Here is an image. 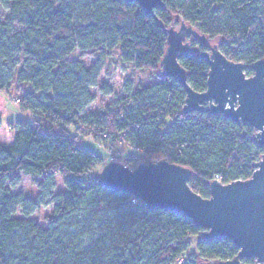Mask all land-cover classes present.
<instances>
[{
	"label": "trees",
	"instance_id": "1",
	"mask_svg": "<svg viewBox=\"0 0 264 264\" xmlns=\"http://www.w3.org/2000/svg\"><path fill=\"white\" fill-rule=\"evenodd\" d=\"M161 1L152 16L124 0H0V91L15 87L19 108L32 118L18 121L11 143L0 145V264H209L238 255L227 239H203L204 230L180 214L148 210L101 187L92 172L103 159L69 133L89 126L87 136L104 146L119 141L144 150L146 163L188 168L189 187L203 199L215 176L224 185L252 177L264 154L253 129L222 115L183 114L185 90L160 76V63L165 30L177 17L251 77V66L264 60V0ZM79 46L95 60L88 70L84 54L71 58ZM191 47L198 53L179 63L189 86L203 93L209 67L199 54L206 48ZM112 55L156 81L128 87L111 108L81 116L96 70ZM21 174L41 179L45 189L61 180L65 192L55 196L44 227L30 219L41 205L10 191Z\"/></svg>",
	"mask_w": 264,
	"mask_h": 264
},
{
	"label": "water",
	"instance_id": "2",
	"mask_svg": "<svg viewBox=\"0 0 264 264\" xmlns=\"http://www.w3.org/2000/svg\"><path fill=\"white\" fill-rule=\"evenodd\" d=\"M124 1L137 4L152 16L164 6L161 0ZM175 21L179 26L174 27ZM165 35L160 76L184 88L182 113L222 115L235 124L249 125L254 131L253 141L264 147V60L254 63L252 76L246 77L245 65L228 60L217 43L177 17L172 18ZM192 42L206 48L199 54L209 67L203 93H196L189 86L188 73L179 63L181 58L198 53V48L191 47ZM191 179L190 169L165 160L140 164L134 169L111 162L98 175L99 185L106 190L128 194L151 211L180 214L204 230L203 239H227L239 250L232 261L209 264H243V260L250 259L255 260L254 264H264V155L254 164L249 180L227 185L211 182L208 199L190 189Z\"/></svg>",
	"mask_w": 264,
	"mask_h": 264
},
{
	"label": "rangeland",
	"instance_id": "3",
	"mask_svg": "<svg viewBox=\"0 0 264 264\" xmlns=\"http://www.w3.org/2000/svg\"><path fill=\"white\" fill-rule=\"evenodd\" d=\"M0 12L5 15L6 12L0 7ZM174 27L179 26L175 21ZM83 46L76 48L71 58L76 59L79 55H85L80 60L82 65L88 70L90 65L94 63L91 56H87L86 50ZM205 52V51H204ZM97 78L94 86L90 89V102L81 116L87 114L95 115L101 113L108 108H111L118 100L125 96L128 87L136 90L139 87H145L150 83L156 81V76L148 71H136L130 67L123 68L120 66L116 56H109L96 70ZM22 93H18L16 88L11 86L6 91H0V134L9 132L10 135H0V145L7 146L11 143L13 138V130L18 121H27L32 119L30 112L22 111L19 108V101ZM89 126H81L80 133L73 127L69 129L72 135H78L81 144L96 153L103 159L102 166L96 167L92 175H99L102 168L111 162L125 164L127 157L132 159V163L125 165L131 169L136 168L140 164L149 162V157L141 152H131L129 147L117 142L113 145H102L91 137H88ZM12 194L21 195L24 200L37 202L41 205L40 209L31 216L30 219L37 222L40 226H45V219H47L53 211V201L57 194L64 193L61 180L55 177L54 186L52 189L43 188L42 180L33 178L24 174L20 175V183L17 186H10ZM16 217H22L20 211ZM192 249L195 245V239L192 241Z\"/></svg>",
	"mask_w": 264,
	"mask_h": 264
},
{
	"label": "built area",
	"instance_id": "4",
	"mask_svg": "<svg viewBox=\"0 0 264 264\" xmlns=\"http://www.w3.org/2000/svg\"><path fill=\"white\" fill-rule=\"evenodd\" d=\"M105 137H106V136H105ZM105 137H104V138H105ZM137 152H141V153H143L144 150H143V151H137ZM263 155H264V154H263ZM263 155H262V156H263ZM259 160H260V159H259ZM214 181H216V182L222 184V183H221V178H220L219 176H215ZM222 185H224V184H222ZM132 204L137 205V204H138L137 200H136V199H135V200H132ZM141 204H142V203H141ZM142 205H143V204H142ZM179 263H182V260H180Z\"/></svg>",
	"mask_w": 264,
	"mask_h": 264
},
{
	"label": "clouds",
	"instance_id": "5",
	"mask_svg": "<svg viewBox=\"0 0 264 264\" xmlns=\"http://www.w3.org/2000/svg\"><path fill=\"white\" fill-rule=\"evenodd\" d=\"M0 135L7 136V135H10V133L6 131V132H4L3 134H0Z\"/></svg>",
	"mask_w": 264,
	"mask_h": 264
},
{
	"label": "crops",
	"instance_id": "6",
	"mask_svg": "<svg viewBox=\"0 0 264 264\" xmlns=\"http://www.w3.org/2000/svg\"><path fill=\"white\" fill-rule=\"evenodd\" d=\"M129 149H130L131 152H135V151H136V150H134V149H132V148H130V147H129Z\"/></svg>",
	"mask_w": 264,
	"mask_h": 264
}]
</instances>
